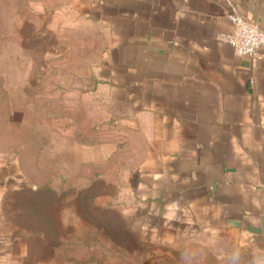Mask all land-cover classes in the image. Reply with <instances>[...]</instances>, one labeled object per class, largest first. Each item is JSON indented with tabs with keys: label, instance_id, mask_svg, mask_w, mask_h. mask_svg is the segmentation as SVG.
Wrapping results in <instances>:
<instances>
[{
	"label": "crops",
	"instance_id": "obj_1",
	"mask_svg": "<svg viewBox=\"0 0 264 264\" xmlns=\"http://www.w3.org/2000/svg\"><path fill=\"white\" fill-rule=\"evenodd\" d=\"M93 4L107 46L88 90L120 140L77 150L73 165L87 171L72 173L75 186L86 180L88 189L117 162L123 196L152 218L162 242L222 233L247 264H264V44L262 57L239 56L219 38L233 10L264 32V0ZM22 177L19 159L0 152V215ZM15 258L0 228V264Z\"/></svg>",
	"mask_w": 264,
	"mask_h": 264
},
{
	"label": "rangeland",
	"instance_id": "obj_2",
	"mask_svg": "<svg viewBox=\"0 0 264 264\" xmlns=\"http://www.w3.org/2000/svg\"><path fill=\"white\" fill-rule=\"evenodd\" d=\"M93 3L0 0V152L19 159L25 185L7 191L0 215L15 264H247L222 233L162 242L121 192L117 162L88 189L75 186L72 173L87 171L73 165L77 150L120 140L88 90L107 46Z\"/></svg>",
	"mask_w": 264,
	"mask_h": 264
},
{
	"label": "built area",
	"instance_id": "obj_3",
	"mask_svg": "<svg viewBox=\"0 0 264 264\" xmlns=\"http://www.w3.org/2000/svg\"><path fill=\"white\" fill-rule=\"evenodd\" d=\"M228 17L231 22L230 31L219 38L229 43L239 56L262 57L260 49L264 44V32L234 10Z\"/></svg>",
	"mask_w": 264,
	"mask_h": 264
},
{
	"label": "trees",
	"instance_id": "obj_4",
	"mask_svg": "<svg viewBox=\"0 0 264 264\" xmlns=\"http://www.w3.org/2000/svg\"><path fill=\"white\" fill-rule=\"evenodd\" d=\"M41 150V149H40Z\"/></svg>",
	"mask_w": 264,
	"mask_h": 264
}]
</instances>
